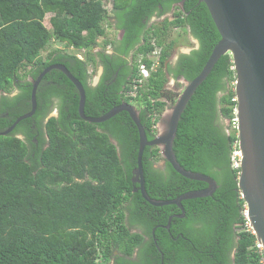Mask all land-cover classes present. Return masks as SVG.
<instances>
[{
    "label": "trees",
    "instance_id": "trees-1",
    "mask_svg": "<svg viewBox=\"0 0 264 264\" xmlns=\"http://www.w3.org/2000/svg\"><path fill=\"white\" fill-rule=\"evenodd\" d=\"M176 29L183 31L177 41L189 35L199 47L172 65L177 41L167 43L166 38ZM119 32H124L122 39ZM220 39L199 0H0V95L19 90L15 97L1 98L0 115L9 117L0 119V132L31 111V79L63 64L85 89L87 116L101 117L131 104L152 140L162 114L178 97L166 89L169 78L194 80ZM155 44L162 48L159 66L131 96L140 61L150 68L154 62L149 55ZM109 47L112 54L105 52ZM68 49L84 52L83 59ZM101 65L105 74L92 87L90 69ZM234 66L229 54L218 60L179 122L174 142L178 162L218 184L210 197L183 201L184 218L175 217L182 214L177 206L155 207L134 191L139 188L133 172L140 138L130 115L121 112L101 124L83 120L75 85L61 71L48 73L38 88L35 115L0 136V264H109L112 259L134 264L128 257L142 247L144 264H261L256 236L246 229L240 165L233 160L238 133L228 134L224 123L230 120L232 127L236 117ZM50 98L59 103L49 106ZM55 108L58 117L44 125ZM33 123L36 131H29ZM42 127L49 139L46 149ZM20 131L26 140L17 136ZM162 161L164 172L154 168ZM142 166L146 192L155 200L208 187L177 173L158 147L145 149ZM138 225L149 242L134 232Z\"/></svg>",
    "mask_w": 264,
    "mask_h": 264
},
{
    "label": "water",
    "instance_id": "water-1",
    "mask_svg": "<svg viewBox=\"0 0 264 264\" xmlns=\"http://www.w3.org/2000/svg\"><path fill=\"white\" fill-rule=\"evenodd\" d=\"M204 3L221 36L214 47L205 67L186 87L173 106L162 114L157 134L148 139L146 130L140 120L138 109L128 103L114 107L101 117H89L85 113L86 92L82 83L72 75L63 64H55L45 69L33 83L31 111L19 117L15 123L0 136L9 135L22 121L32 118L38 107L37 92L43 78L53 70L61 71L77 88L79 93V115L94 124L109 121L121 112H127L139 131L140 147L138 166L134 170L133 182L139 184L135 192L140 191L145 201L155 207L175 205L184 218L182 202L190 199L212 196L218 189L217 182L210 176L187 171L178 162L174 152L179 122L182 115L199 88L209 77L218 60L223 55H231L237 80L235 93L237 97L236 115L238 118V147L240 152V176L238 186L246 203L250 225L255 231L258 242L264 246V0H199ZM147 147H158L163 158L183 177L208 184L206 189L190 191L176 199L160 201L152 199L145 188L142 166L143 154ZM173 217L166 226L170 229ZM155 233V232H154Z\"/></svg>",
    "mask_w": 264,
    "mask_h": 264
},
{
    "label": "flooded vegetation",
    "instance_id": "flooded-vegetation-1",
    "mask_svg": "<svg viewBox=\"0 0 264 264\" xmlns=\"http://www.w3.org/2000/svg\"><path fill=\"white\" fill-rule=\"evenodd\" d=\"M156 19L154 18V19H152V22L153 21H155ZM123 35H124V32H119V34H118V36H119V38L120 39H122L123 38ZM193 38V37H192ZM197 43H198V47H199V42L197 41ZM197 48V47H196ZM107 54L109 53V54H112L113 53V50H112V48L111 47H109V48H106V51H105ZM182 53H180L178 56H177V58H176V60L174 61V62H170L172 65L173 64H175L176 63V61L178 60V58H179V56L181 55ZM99 68H101V73H100V75H99V78L96 80V81H92V80H90V85L92 86V87H96L97 85H98V83H99V81H100V79H101V77L105 74V69H104V67L101 65ZM44 79V78H43ZM31 80H33V79H31ZM43 82V80L41 81V83ZM41 83H40V85H41ZM48 84H50L49 82H47V83H45V84H43L44 86H46V85H48ZM15 93H11V94H7V93H2L1 95H0V102H1V98L2 97H7V96H9V97H15L18 93H19V90L17 89V90H15L14 91ZM59 103V100L57 99V98H50V103H49V106H54V105H56V104H58ZM50 110V107L48 108V111ZM43 115H44V113H43ZM58 115H59V111H58V109L57 108H55V109H53L52 111H50L48 114H47V116H46V118L44 119V122H43V124L45 125L51 118H53V117H58ZM9 117V114L6 112L5 114H1L0 115V119L1 118H8ZM2 122V124H4L3 123V121H1L0 120V123ZM31 130H29V131H36V125H35V123H33V125H31ZM16 129V128H15ZM15 129L13 130V132L15 131ZM46 129H44V127H42V132H43V134H44V137L43 138H45V142L43 143V149H46L48 146H49V139H48V136H47V133H46V131H45ZM4 132V131H3ZM1 133V132H0ZM12 133V132H11ZM10 133V134H11ZM37 135H38V133H37ZM17 136L19 137V138H21V139H24V140H26V137L24 136V134H23V132L22 131H20V132H18V134H17ZM32 141L33 142H35V144L36 145H39V141L36 139V138H33L32 139ZM154 168L155 169H159L160 171H162V172H164L165 171V169H166V162H164V161H162V162H159V163H156L155 165H154ZM178 198V197H177ZM179 208V207H178ZM180 209V208H179ZM173 217V216H172ZM134 232H136V233H138V234H141L142 236H143V238H144V242H149L150 241V238H149V236H147L145 233H144V231H143V228L141 227V226H136L135 227V231ZM155 230L153 231V235H152V239L155 241V244L157 243V239H156V236H155ZM157 248H158V251L160 252L161 250H159L160 248L158 247V245H157ZM143 250H145L144 249V247H142V248H137L135 251H134V253L132 254V256L131 257H128L129 258V260H132L133 262H134V264H144V263H141L143 260H144V257L142 256V252L141 251H143ZM146 251V250H145ZM144 252V251H143ZM234 253H235V251H233V253L232 254H230V258H231V260L234 258ZM162 255V260L164 261V255L163 254H161ZM152 258H154V256L152 257ZM145 260H146V258H145ZM108 264V263H107ZM109 264H116V261H115V259H112L111 260V262L109 263ZM147 264V263H146ZM153 264H156V263H153ZM162 264H165V263H162ZM169 264V263H168Z\"/></svg>",
    "mask_w": 264,
    "mask_h": 264
},
{
    "label": "rangeland",
    "instance_id": "rangeland-1",
    "mask_svg": "<svg viewBox=\"0 0 264 264\" xmlns=\"http://www.w3.org/2000/svg\"><path fill=\"white\" fill-rule=\"evenodd\" d=\"M107 8L110 10L112 7L110 5ZM169 16H172V14H170ZM110 22H111V20H110ZM105 27L108 29L110 27V23L106 22L105 23ZM172 31L173 32L171 33V35L166 38V42L167 43H170L171 41L176 40L179 37V32H181L182 30L181 29H176V30H172ZM178 40L179 41L176 40L177 44L174 46V48L172 50V54H171V57L169 59V62H171V61L174 62L176 60L177 56L180 53L188 54L193 49L198 47L197 40H195L194 38L190 37L189 35L188 36H182ZM54 48H58V49H62V50L67 49L64 44H54ZM99 50H100L99 48H96V50H94V51H99ZM47 52L48 51H45L43 53L44 57H46ZM68 52L75 53L81 58L84 57V52L76 51L74 49H68ZM90 73L92 75V81L94 82V81H96L99 78V75L101 73V68L98 67L95 70L93 68H91L90 69ZM185 87H186V82L183 79H180L179 81H177V80H174L172 78H169V82H168V84L166 86V89L170 90V91H173L175 94H178V97H179L181 95V93L183 92V90L185 89ZM13 93H15V92L13 91ZM178 97H177V99H178ZM177 99H176V101H177ZM173 105H174V103H169V107H171ZM224 123H225L226 127L229 128V129H227V133L228 134L235 133V132L238 133L236 128H234L233 126L232 127L230 126V123H231L230 120H225ZM239 158H240V152L239 151L234 152L233 160L234 159L235 160H239Z\"/></svg>",
    "mask_w": 264,
    "mask_h": 264
},
{
    "label": "built area",
    "instance_id": "built-area-1",
    "mask_svg": "<svg viewBox=\"0 0 264 264\" xmlns=\"http://www.w3.org/2000/svg\"><path fill=\"white\" fill-rule=\"evenodd\" d=\"M155 49L150 53L149 57L154 61L151 68L148 66L147 63H144L142 60L140 61V66H139V77L138 79L134 80V85L132 87L131 92L129 93V95L131 96H136L137 92L140 88V86L144 83V81H146L147 79L150 78L151 73L153 70H155L158 66H159V58L160 55L162 53V48H160L159 46H157L156 44L154 45ZM233 127L238 129V118L237 115L236 117L233 119ZM241 158V157H240ZM240 158L239 160H235L234 159V165L236 167H239L240 165ZM245 218H246V229L248 231H250L252 234H255V231L253 230L252 226L250 225V221H249V217H248V210H247V206H246V210H245ZM256 247L259 250V253L261 254V264H264V246L257 241L256 243Z\"/></svg>",
    "mask_w": 264,
    "mask_h": 264
},
{
    "label": "clouds",
    "instance_id": "clouds-1",
    "mask_svg": "<svg viewBox=\"0 0 264 264\" xmlns=\"http://www.w3.org/2000/svg\"><path fill=\"white\" fill-rule=\"evenodd\" d=\"M79 57V56H78ZM79 58H81V57H79ZM81 59H83V58H81ZM237 99V98H236ZM237 101V100H236Z\"/></svg>",
    "mask_w": 264,
    "mask_h": 264
},
{
    "label": "bare ground",
    "instance_id": "bare-ground-1",
    "mask_svg": "<svg viewBox=\"0 0 264 264\" xmlns=\"http://www.w3.org/2000/svg\"><path fill=\"white\" fill-rule=\"evenodd\" d=\"M258 250V249H257Z\"/></svg>",
    "mask_w": 264,
    "mask_h": 264
}]
</instances>
